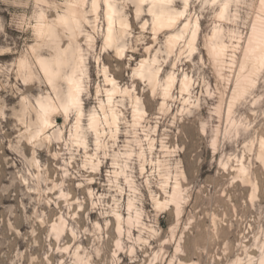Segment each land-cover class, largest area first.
I'll return each mask as SVG.
<instances>
[{"label": "rangeland", "instance_id": "374dc122", "mask_svg": "<svg viewBox=\"0 0 264 264\" xmlns=\"http://www.w3.org/2000/svg\"><path fill=\"white\" fill-rule=\"evenodd\" d=\"M92 1L0 0V264H261L264 64L245 55V37L264 20L261 0H189L182 23L190 28L172 49V30L154 29L149 1L138 14L134 0H117L128 26L116 19L110 45L105 2L95 13ZM173 4L183 10L185 0ZM69 7L89 22L75 39L59 28L58 49L39 35L40 13L53 21ZM219 25L221 36L210 40ZM222 41L226 55L216 59L211 47ZM78 54L77 132L78 108L60 104L64 75L55 88L37 58L55 66L56 57L68 59L69 73ZM155 56L162 79L153 90L136 67ZM185 75L192 80L181 91ZM169 76L176 81L166 99ZM135 97L145 112L133 124ZM112 110L118 126L106 119ZM93 113L105 133L90 127ZM44 119H53L45 132ZM176 183L179 205L158 207L155 198L170 199Z\"/></svg>", "mask_w": 264, "mask_h": 264}, {"label": "bare ground", "instance_id": "6f19581e", "mask_svg": "<svg viewBox=\"0 0 264 264\" xmlns=\"http://www.w3.org/2000/svg\"><path fill=\"white\" fill-rule=\"evenodd\" d=\"M81 1L84 2L85 0H81ZM99 1L100 0L92 1V9L95 13H97L100 7ZM134 1L137 4L138 14L144 11V3L147 1L150 2L149 12L153 14L154 29L156 31H160L162 29L172 30L167 38V43L170 49H172L177 44V42L182 37H184L185 33L189 30L191 21L189 20V21L182 23V17L188 10L189 0H185V7L183 10H179L174 6L173 2L175 0H171L170 6L166 2V0H134ZM104 2H105V13H106V19H107V29H106L105 40H106V43L110 45L111 42L115 40L116 19L119 20V25L121 28L128 26V24H125L122 21L120 10L117 5V0H104ZM229 6H230V2H226L223 4L222 10L219 14L220 18H225L228 16ZM260 9L264 12V7H262L261 3H260ZM39 19H41L39 24L37 23L38 24L37 30H38L39 35L40 36L43 35L45 37L46 42L56 44L58 49L62 48L61 46H59V43H60L59 28H61L62 31L68 32L70 37L75 39L84 30V24H83L84 20L89 22L86 12L78 8H75V7H69L67 12L58 14L57 18L53 21L48 20L45 17L44 13H40ZM180 24H182L181 27H180ZM253 26L256 27L257 33H259L261 28L264 27L263 18L258 17L255 20ZM178 27L180 28L178 29ZM200 28H201L200 21L198 18H196L193 24L192 32L188 39V46H190L191 51L195 49V42L197 40ZM173 30H175V32ZM221 33H222L221 25L215 26L213 33L210 35V40L218 39L221 36ZM251 35H252V31H251L250 36ZM227 47H228L227 44L222 41L221 43H216L215 46H212L211 52L216 57V59L223 58L224 55H226ZM66 50L67 48L64 49L63 51H66ZM247 50H248V43H247L245 53L247 52ZM118 54L120 55L125 54L124 44L119 45ZM249 54L251 55L253 59L254 67L260 66L262 64L261 59H260L261 51L258 46L256 47V50L254 52H251L245 55L248 56ZM37 59L44 73H45V69H47L50 75H46V76L48 79L50 78L52 79V83L54 84L55 88L57 87V85L55 84L58 78L64 75L67 81V90H65L64 93H62L63 94L62 97H60L61 106L66 110L72 107L78 108V106L81 105V100H82L81 94L83 91V84H82L81 78L76 75V72L79 69V67H81V64L83 63L82 56L78 54L76 65L74 66V68H71L69 73L64 72L65 69L67 68L65 64L68 62V59L56 57L55 63L57 66H55L53 63L48 61V59L44 57L43 55H39ZM157 61H158L157 56L153 58L152 62L149 58H144L141 60L140 65L136 67L138 76L140 78L147 80L148 83L152 86L153 90L155 89L156 85L162 79L160 72H159V67L157 68L155 66V63ZM28 64L29 63H26V61H21V68L23 70L26 69L30 65ZM106 78L108 82L110 83L114 82V78H109L108 76ZM191 80L192 79L188 75H185L181 79L180 90L181 91L188 90L191 84ZM175 81L176 79L174 76H169L166 79L163 97L164 96L165 98L171 97V91L175 85ZM106 92L108 93L109 100H111L113 94L116 92V87H114L113 89H106ZM139 99H140L139 97L136 98L133 124L140 122L142 115L145 112L139 104ZM83 114H84V111L81 108H78L77 109V124H76L77 132L79 131L80 128H82ZM106 119L107 121H109L110 119L111 123H113L115 126H118V120H119L118 111L112 110L111 118H108V116L106 115ZM52 120L44 119L42 122L40 131L45 132L46 128H48L52 124L53 122ZM89 123H90L89 124L90 127L94 129L97 135H100L101 133H105L104 128L102 129V131H100L99 129V117L97 113L91 114ZM180 189H181L180 184L176 183L170 195V199L162 200L161 198H155L156 205L158 207L166 206L169 204H173V205L175 204L178 206L179 200H180ZM129 219L130 218H128L127 220ZM117 220L120 225L125 220V218L122 215H117ZM182 264H192V263H182Z\"/></svg>", "mask_w": 264, "mask_h": 264}, {"label": "snow or ice", "instance_id": "6c2138e0", "mask_svg": "<svg viewBox=\"0 0 264 264\" xmlns=\"http://www.w3.org/2000/svg\"><path fill=\"white\" fill-rule=\"evenodd\" d=\"M166 2L169 4V6L171 5V0H166ZM261 5L262 7H264V0H261ZM245 39H247L248 41V50L246 52V55L248 53L254 52L256 50V47L258 46L261 51L260 59L262 64H264V27H262L260 32L257 33L256 27L253 26L252 35L245 37ZM45 74L50 75L47 69H45ZM48 82L52 83V79L50 78ZM261 264H264V261H262Z\"/></svg>", "mask_w": 264, "mask_h": 264}]
</instances>
